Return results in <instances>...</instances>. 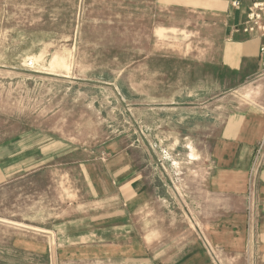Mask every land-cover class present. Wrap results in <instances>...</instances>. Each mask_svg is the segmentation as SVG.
Returning <instances> with one entry per match:
<instances>
[{"label":"crops","instance_id":"crops-1","mask_svg":"<svg viewBox=\"0 0 264 264\" xmlns=\"http://www.w3.org/2000/svg\"><path fill=\"white\" fill-rule=\"evenodd\" d=\"M119 1L128 29L168 41L131 47L143 55L127 64L140 73L125 102L142 137L94 153L33 133L34 147L3 158L7 174L67 172L11 248L22 264H48L50 250L55 264H264V39L243 31L264 0L89 3Z\"/></svg>","mask_w":264,"mask_h":264},{"label":"rangeland","instance_id":"rangeland-1","mask_svg":"<svg viewBox=\"0 0 264 264\" xmlns=\"http://www.w3.org/2000/svg\"><path fill=\"white\" fill-rule=\"evenodd\" d=\"M121 3L0 0V162L34 147L33 133L53 142L52 149L68 145L94 153L113 137H142L133 134L138 123L132 124L131 103L125 102L129 79L140 73L127 64L143 55L131 47L168 41L128 29ZM136 157L142 161L144 148ZM33 164L18 165L8 174L0 166V264L24 263L23 254L11 248L24 229L19 222L29 224L20 218H32L44 197L55 194L54 183L44 188L49 180L60 183L66 177L56 167L36 174ZM47 255L48 264H55L54 252Z\"/></svg>","mask_w":264,"mask_h":264},{"label":"built area","instance_id":"built-area-1","mask_svg":"<svg viewBox=\"0 0 264 264\" xmlns=\"http://www.w3.org/2000/svg\"><path fill=\"white\" fill-rule=\"evenodd\" d=\"M233 6H237L238 2L234 0L232 2ZM243 31L246 33L257 32L261 38L264 39V2H254L251 5L250 10L247 14V19L243 27ZM264 50V46L261 48ZM259 151H264V139L258 142ZM259 167V165H258ZM256 171L252 170L249 174L251 178L256 177ZM247 199H251L254 196V181L250 180L247 186Z\"/></svg>","mask_w":264,"mask_h":264}]
</instances>
